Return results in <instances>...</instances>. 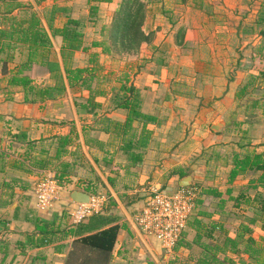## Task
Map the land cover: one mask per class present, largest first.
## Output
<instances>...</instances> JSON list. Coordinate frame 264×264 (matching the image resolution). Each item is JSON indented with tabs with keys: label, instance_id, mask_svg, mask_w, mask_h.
<instances>
[{
	"label": "crops",
	"instance_id": "obj_1",
	"mask_svg": "<svg viewBox=\"0 0 264 264\" xmlns=\"http://www.w3.org/2000/svg\"><path fill=\"white\" fill-rule=\"evenodd\" d=\"M21 1L32 5L41 15L42 23L48 31L45 15L55 3L61 6L54 15L55 25H61L67 14L85 19L88 13V0ZM263 3V0L258 1L252 20L246 22L239 16L235 27L228 22L226 24V19L210 10L207 11L211 17L209 19L214 23L211 25V31L203 30V27L195 22L179 24L184 26L180 44L175 39L176 33H173L179 26H176V18L170 19L169 23L175 30L165 23L161 26L163 32L161 30L158 32L156 28L159 26L155 24V28L151 29H155L156 32L152 30L153 34L148 40L143 41L135 51L126 53L124 56L126 60H121V63L117 64L109 63L107 60L113 53H105L100 46L91 45V40L100 36L94 31L95 27L91 23H85L84 41L89 45V49L76 51L74 63L89 65V53L96 52L97 68L100 70L98 72L109 77L104 86L106 92L96 96L99 102L96 114L79 111L74 103L75 96L80 99L89 94L86 88L73 90L67 87L64 93L42 100L37 97L35 100L24 99L23 91L16 88L11 93L7 92L3 87L6 84L8 69L14 67L26 55L22 43L16 44L12 61L6 62L3 68L0 67V150L7 149L11 142L14 147L22 142L17 141L15 137L12 138L11 134L14 133L24 132L27 138L37 141L42 138L44 143L48 144L54 134L66 133L71 128L77 130V140L85 159L83 164L77 165L78 177L81 176V171H85V177H99V182H102L107 192L116 200L115 207L105 211L117 214L118 219L115 220L119 222L123 220L127 224V227L118 229L106 264H197L189 258L187 247L181 245L175 251H166L157 238L138 228L133 221V210L144 203L150 187L163 186L165 181L171 183V189L174 188V181L179 184L181 179L177 173L179 169L183 170L185 175H189L192 181L201 176V179L207 181L206 184L223 189L216 181L222 171L225 172L227 181L230 151L224 150L222 145H227L226 142L231 138L229 136L224 139V131L218 133L212 125L221 116L228 115L231 119L235 116L239 119L248 118L250 132L252 118L247 115L245 108L248 99L255 95L246 92L242 97H237L236 91L250 73L257 74L258 70L250 69V64L240 62L239 54L236 56H233V52L229 54L226 46H218L214 37L233 35L237 39L242 38L244 47L242 53L245 55L251 56V53L255 54L258 49L264 52V33L259 31L260 26L256 24ZM106 5L109 8L115 7L117 0L100 1L99 10ZM51 38L54 51L59 56L60 36ZM235 66H238L236 73L233 72ZM121 73L127 76V83L139 89L141 108L157 115L158 118L157 122L150 124L153 131L142 160L128 167L127 154L122 149H116L119 144L118 137L113 132L105 130L103 119L105 115L123 118L126 113L124 109L114 107L113 104L115 90L120 84L117 78ZM35 82H51L49 73L36 77ZM256 110L259 114L256 112L257 117L254 120L260 118V109ZM230 125L231 123H226L227 132L234 130ZM235 133L234 130L233 134ZM87 134L99 138L103 145H99L98 142L97 145L85 143L86 137L89 136ZM217 144L220 148H216ZM113 147L115 151L112 164L120 168L114 186L107 181V176L113 172L103 159L105 149ZM8 156L13 157L14 153L10 150ZM52 172V169L26 172L8 165H5L3 170L0 169V264H83L88 257H95V253L92 256L87 254L88 249L84 244L73 242L75 235L71 233L37 243V232L34 231L31 217L39 214L45 218H52L55 214L61 213L67 205L70 206L67 210L69 213L75 204L71 198L72 190L75 188L84 190L82 185L70 186L74 183L68 186L60 185L59 195L52 204L48 208H39L33 193L34 184L41 177L54 174ZM246 176L245 172L237 176V179H243L238 182L241 185L235 184L236 178L231 183L233 194L245 192L253 196L260 190L250 186L249 178H245ZM7 178L22 180L26 187L17 186L10 196L3 187V181ZM192 181H189V184ZM236 187L239 189H235ZM228 200L231 199L226 198L224 201L226 212L223 221L229 233L233 235L243 215L254 214L257 208L251 202L235 206L233 200L231 204H228ZM220 217L218 213L213 214L215 219ZM228 221L232 224L227 226ZM73 223L71 226H75ZM258 228V235L264 234V229L255 223L252 225V235L255 237L258 236L255 234ZM194 232L191 227H187L185 239H192ZM209 233L205 234V238L218 241L222 239L218 229L212 231V238ZM229 255L234 258L235 264H245L247 259V254L242 250L229 252ZM236 255H239L238 258ZM101 256L103 253L97 251V264H103Z\"/></svg>",
	"mask_w": 264,
	"mask_h": 264
},
{
	"label": "trees",
	"instance_id": "obj_2",
	"mask_svg": "<svg viewBox=\"0 0 264 264\" xmlns=\"http://www.w3.org/2000/svg\"><path fill=\"white\" fill-rule=\"evenodd\" d=\"M100 1L111 0H88V13L85 19L67 14L61 25H55L53 22L55 12L61 6H58L57 3L53 4L45 15L48 31L42 23L41 15L29 2L0 0V53H2L0 55V67L3 68L6 62L12 61L17 43H22L26 49L25 57L19 60L14 67L8 69L6 84L3 88H6L9 93L15 88L21 90L24 93V99L27 100H35L36 97L40 100L54 97L64 93L67 87L73 90L86 88L89 90V94L80 99L75 96L74 103L79 111L96 114L97 105H99L96 96L106 92L104 86L105 82L109 81V77L98 72L100 70L97 68L96 52L91 51L89 53V65L74 63L76 51L89 49V45L85 44L84 41V24L91 23L95 27V32L100 37L93 38L91 45L100 46L105 53L132 52L143 41L150 38L149 32L147 33L143 29L145 17L143 0H122L115 9L109 26L105 24L99 26L98 24L100 19L97 13ZM259 12L256 24L260 26L259 31L264 33V3L260 6ZM56 35L60 36L61 39L59 56L54 51L51 38ZM183 35L184 27L179 26L175 36L177 43H181ZM108 39H111V42ZM256 54L264 58V53L260 49L256 51ZM253 67L258 70V74L250 73L248 75L245 81L238 86L237 97H242L246 92L251 94L257 89L255 78L257 75H264V66L261 65V62H255ZM45 73H49L51 82H35L36 77ZM117 80L120 81V84L115 90L113 104L114 107L124 109L126 113L123 118H111L105 115L103 118L104 128L118 137L119 144L116 149H122L127 154L128 167L142 160L145 147L153 131L150 124L157 122L158 118L157 115L141 108L140 91L135 85L127 83L125 73H121ZM260 92V95L257 94L258 96L248 99L245 112L248 116L255 115V109L259 108L260 117L263 116L264 119V88ZM249 122L248 118L239 119L236 116L232 118L231 124L236 130L238 140L236 146L230 150L227 186L225 189H219L213 184L199 186L194 201L195 207L188 217L187 226L173 246L172 251L181 245L187 247L189 258L197 264H235V260L229 255V252L239 250L247 254L245 264H264V234L257 237L252 235V225L255 223L259 224L260 221L259 225L264 229V150H257L251 146L249 125H247ZM87 135L89 136L86 137L85 143L97 145L98 142L99 145H103L99 138L97 139L90 134ZM11 136L22 142L15 147L11 142L7 147L9 150H0V169L3 170L5 165L26 172L52 169L60 185L68 186L75 182L71 179L72 175L69 174L70 169L84 162L76 129L71 128L66 133L54 134L48 144H45L42 138L38 141L29 139L24 132L14 133ZM10 150L14 153L13 157L8 156ZM114 151V147L112 149L106 148L103 155L105 163L110 165L113 172L107 176L108 183L113 186L120 169L112 164ZM248 171L256 173L249 178V185L260 190L253 196L245 192L233 194L231 183L239 174ZM177 173L179 178L185 175L181 169ZM98 180L99 177H97ZM89 182L92 183L94 180H89ZM91 183L84 186L85 191L91 190ZM17 186L25 188L26 183L17 178H7L3 181V187L10 196L15 192ZM179 186L182 185L177 184L176 187ZM107 193L109 196L107 204L78 222H69L72 219L68 220L69 214L65 210L58 215L55 214L52 218L34 214L31 219L34 223V231L37 232V243L47 241L52 237L60 238L61 235L71 233L75 235L73 242L86 246L87 254L90 256L93 253L96 254L95 257L85 259L86 264H97V251L103 253L100 258H103V264H106L118 229L127 227L125 221L115 220L118 219L117 214L105 211L116 204L113 195ZM226 198L233 200L235 206L243 202H251L257 208V213L243 215L233 235L229 233L223 221L226 212L224 209ZM140 207L133 210L132 215ZM214 213H218L221 216L220 219L213 218ZM71 223L75 226H71ZM187 227H191L195 231L192 239L189 240L185 239ZM215 229H218L222 234L220 241L205 238V234L209 233L210 230L209 236L212 238V231ZM194 246L195 248H193Z\"/></svg>",
	"mask_w": 264,
	"mask_h": 264
},
{
	"label": "rangeland",
	"instance_id": "obj_3",
	"mask_svg": "<svg viewBox=\"0 0 264 264\" xmlns=\"http://www.w3.org/2000/svg\"><path fill=\"white\" fill-rule=\"evenodd\" d=\"M60 1H64V0H60ZM113 1V0H112ZM122 0H117V5H114L115 7L109 8L106 7L105 8H100L101 10H98V18L100 20H98V24L99 26H101V24H105L106 26H109L111 21H112V17L114 16V12L115 9L117 8V6L119 5V3ZM258 1L259 0H181L176 2L175 0H143L144 4H145V17H144V22H143V26H144V30L147 31V33L149 32V35L153 34V31H155V29H151V28H155L154 25L158 24L159 27L156 28V30L159 32L161 30V32H163V30L161 29V26L165 25V23L168 25V27L170 26L171 29L175 30V27H172L169 23L170 19L172 18H176L175 20L176 22V26H178L179 24H186L187 22H195L197 24H200L201 28L203 27V30L205 29H209L210 31L212 30L211 25L213 26V20L209 19L211 17H209L207 11L210 10L213 11L214 13H216V15H221L222 18L226 19V24L227 22L232 25V26H236V20L237 18H239V16H242V20L250 21L252 20L251 18L253 17V14L255 12V8H257L258 6ZM264 2V0H263ZM200 6H197V5ZM214 9V10H213ZM154 11V13H153ZM100 13V14H99ZM250 14V15H249ZM96 15V16H97ZM182 17V18H180ZM169 18V19H167ZM169 20V21H168ZM225 21V20H224ZM186 22V23H184ZM179 26H183V25H179ZM178 26V27H179ZM177 27V28H178ZM184 27V26H183ZM187 27V25H186ZM169 28V30H170ZM260 28V27H259ZM153 30V31H152ZM177 30V29H176ZM176 30L173 31V33H176ZM94 31L95 28H94ZM156 32V31H155ZM99 35V34H98ZM100 36V35H99ZM211 37V35H210ZM206 38L208 39L209 37L206 36ZM217 39V44L218 46L222 47L223 45L227 47V50L229 51V54H231L233 52V56H236L239 54L240 57V62L242 63H246V64H250V69H254L257 70L253 67V63L257 62H261V65L263 64L264 66V58L259 57L256 53L249 56L248 54H243L242 51H244V47H243V39H237V37L235 36H230V37H219L216 38ZM211 39H213L211 37ZM210 39V40H211ZM109 42H111V39H108ZM141 45V44H140ZM242 45V47L240 48V46ZM229 47V48H228ZM233 48V49H232ZM128 52H124V51H114L113 56L108 57L107 60H109V63L114 62L115 64L117 63H121V60H126L124 58L125 54ZM264 53V52H262ZM264 56V55H263ZM127 58V57H126ZM135 60V59H133ZM238 70V66L234 67L233 72L236 73V71ZM255 74V73H254ZM258 74V73H257ZM255 85L257 86V89L253 91V95H260V91H262V89L264 88V75L263 76H258L255 78ZM259 109V108H258ZM256 112L258 113L259 111L256 110ZM241 114V113H240ZM259 114V113H258ZM261 115V114H260ZM252 118V122L250 125V132H249V136H250V140H251V146L255 147L257 150H264V134H263V116L260 117L258 120H254V118H256L257 116L255 115H250ZM232 123V119L230 118V116H221L218 117L213 123H218L217 126L213 129L218 130V133L221 131L223 132L224 135V139L228 138L230 136V140L227 141V145H222V147L224 148V150H231L233 147L236 146L237 140H238V135L235 133L233 134L234 130L231 132H227L226 128V123ZM223 126V127H222ZM230 127L232 128V124L230 125ZM223 128V129H221ZM236 132V130H235ZM216 148H220V145L216 146ZM220 150V149H219ZM82 160L84 161L85 159L82 158ZM219 161V160H218ZM221 163V162H219ZM212 164V163H211ZM217 164V163H216ZM78 166H75L73 169H70L69 174H71V179L75 180L73 185L70 186H84L87 183H91L89 182V180H94V182L91 183V190L88 191L92 194L90 195H95V196H104V198H102V202L100 206H104L105 204H107L108 200H109V196L107 193V190L105 188V186L102 184V182H99V180L97 181V176H95V178L92 177H85L86 174L85 171H81L80 173V177L79 173L77 171ZM221 170V168H220ZM91 172H93L92 170H90ZM54 173V172H52ZM93 174V173H92ZM198 174V173H196ZM254 174H256L255 172L252 171H248L245 172V178H250L251 176H253ZM54 175V174H53ZM198 177V175H196ZM55 177V176H54ZM225 172L222 171V173L218 174V179L216 181V184L220 185V188L225 189V187L227 186V182L225 180ZM56 178V177H55ZM91 178V179H90ZM199 178V179H198ZM198 178H194L192 181L193 185L198 186H202L204 184L207 183V181L201 179V176H199ZM235 180V179H234ZM243 179H237L236 177V183L235 184H240L238 182H241ZM246 180V179H244ZM177 182L174 181V188H176L175 186H177L176 184ZM171 184V183H170ZM170 184L167 183V181H165L164 185L162 187V189L164 190H171ZM238 185V186H240ZM61 186H63V184H61ZM172 188V189H174ZM235 189H239V187H236ZM124 194V193H123ZM228 204L232 203V200H228ZM68 206V207H67ZM65 207V212H67V210H69L70 206L67 205ZM107 206V205H106ZM101 207V208H102ZM112 207H115L112 206ZM109 207V208H112ZM257 213V211H256ZM69 214V213H68ZM68 218L71 219V216L69 214ZM229 224H232V222L228 221L226 223V225L228 226ZM260 224V221H259ZM255 234L258 235L259 234V228L256 229ZM259 236V235H258ZM239 255H236V257ZM238 258V257H237Z\"/></svg>",
	"mask_w": 264,
	"mask_h": 264
},
{
	"label": "built area",
	"instance_id": "obj_4",
	"mask_svg": "<svg viewBox=\"0 0 264 264\" xmlns=\"http://www.w3.org/2000/svg\"><path fill=\"white\" fill-rule=\"evenodd\" d=\"M60 184L53 174L41 177L34 184L33 193L39 208L49 207L59 195ZM199 187L193 184L164 190L160 185L150 187L140 209L133 215L138 228L159 240L166 251H172L187 226L188 217L195 207ZM104 196L90 195L89 201L77 202L70 210L73 222L98 211Z\"/></svg>",
	"mask_w": 264,
	"mask_h": 264
},
{
	"label": "water",
	"instance_id": "obj_5",
	"mask_svg": "<svg viewBox=\"0 0 264 264\" xmlns=\"http://www.w3.org/2000/svg\"><path fill=\"white\" fill-rule=\"evenodd\" d=\"M217 124L218 123H213L212 127L215 128L217 126ZM189 178H190L189 175L182 176L180 181H179V184L180 185H188L189 184ZM71 198H72V200L77 201V202H87V201H89L90 193L85 191V190L75 188L71 192Z\"/></svg>",
	"mask_w": 264,
	"mask_h": 264
}]
</instances>
